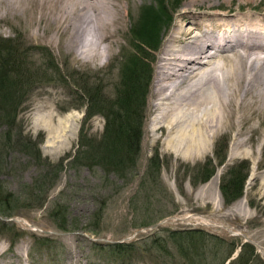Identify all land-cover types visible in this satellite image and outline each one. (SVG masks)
<instances>
[{"label": "rangeland", "instance_id": "1", "mask_svg": "<svg viewBox=\"0 0 264 264\" xmlns=\"http://www.w3.org/2000/svg\"><path fill=\"white\" fill-rule=\"evenodd\" d=\"M117 1L125 12V28L119 43L106 59L73 49L66 36L57 38L48 31L35 34L33 28L23 24L20 13L16 17L10 14L0 16V38H11L19 43L21 49L28 52L32 67L43 65L45 59L30 49L33 46L46 48L64 76L74 74L78 78L83 73L94 75L100 72L102 75L113 65L119 70V62L123 65L130 53L138 51L136 45L142 49L139 55L145 56L143 51L147 50H143L134 33L141 7L149 5L157 11L160 1L165 7H169L170 2L175 4L170 27L164 29L163 25L159 29V48L149 53L152 76L147 89L141 150L137 168L127 179L121 180L114 173L105 174L100 169L90 170L72 164L85 111V107L75 99L72 87L43 81L26 97L16 122L23 139L38 143L41 160L12 150L7 152L3 161L0 183L6 192L15 195L17 203L11 210V216L0 217L13 228L0 234V264H175L173 260L188 264L177 255L168 238L169 233L197 230L226 242L223 249L208 244L209 254L204 257L205 262H209L213 253L227 255L232 249L224 264H240L235 260L238 256L243 257L244 264H264L261 250L264 249V130L261 135H255L249 147L238 152L232 148L234 140L231 135L217 136L210 151L197 155L193 161L176 157L160 145H152L150 124L155 114L153 90L157 65L175 25L188 23L178 22L185 0ZM236 2L232 3L233 9ZM255 4L264 6V0H254L248 7ZM133 22L135 29L131 30ZM13 59L9 62L16 63ZM117 69L112 70L117 76L116 81L120 78ZM103 124L102 117L94 116L85 129L89 135L97 137L102 133ZM222 145L226 148L224 159H218L215 153H219ZM153 157L161 162L159 185L155 190L148 189L150 196L147 197L141 181L148 161ZM219 160H223L220 166L217 164ZM207 161L214 166L213 175L207 182L192 186L182 166H203ZM240 162L247 164L243 193L226 205L219 184L227 171ZM58 163H62V169L55 178H51L53 167ZM36 187H41L46 199L41 207L38 206L39 200L36 202V196L32 195ZM56 206L66 211L65 231L58 229L50 216L51 209ZM101 207L100 215L94 217ZM59 218L64 219L62 215ZM35 238H46L54 243L47 249H37ZM154 240L165 245L169 255L159 249L158 243L155 246ZM134 243L133 251H127L121 258L109 247ZM245 246L253 249V255L245 253Z\"/></svg>", "mask_w": 264, "mask_h": 264}, {"label": "bare ground", "instance_id": "2", "mask_svg": "<svg viewBox=\"0 0 264 264\" xmlns=\"http://www.w3.org/2000/svg\"><path fill=\"white\" fill-rule=\"evenodd\" d=\"M252 2L185 0L178 22L188 23L175 25L157 65L152 145L193 161L210 151L217 136L231 135L232 148L238 152L249 147L256 134L261 135L264 6L248 7ZM119 3L0 0V16L20 13L23 24L35 34L48 31L57 38L66 36L73 49L106 59L125 28V12Z\"/></svg>", "mask_w": 264, "mask_h": 264}, {"label": "trees", "instance_id": "3", "mask_svg": "<svg viewBox=\"0 0 264 264\" xmlns=\"http://www.w3.org/2000/svg\"><path fill=\"white\" fill-rule=\"evenodd\" d=\"M159 9L156 11L152 6L141 7V13L131 25V30L137 35L139 44L146 49L145 56H140L141 47L136 53H130L127 61L122 65L120 62L118 68L110 66L102 75L100 72L94 75L80 74L78 78L73 75L64 76L58 66L53 62V57L48 49L33 46L35 54H41L44 64L38 67H32L27 53L21 49L19 43L15 40L0 38V172L3 168V161L7 152L12 150L20 151L30 158L41 160L40 152L37 148L38 143H32L29 139L21 137L20 126L17 124V117L21 106L33 89L39 82H57L67 84L73 88L75 99H78L84 107V116L79 129L78 145L72 164L77 167H86L90 170L100 169L105 174L114 173L119 179H127L133 175L137 168L138 156L141 150L143 137V123L145 120V111L147 109V89L152 76V69L148 63L149 53L155 52L159 48L160 37L159 29L164 25V29L170 27L175 4L170 2L169 7H165L162 1L157 3ZM135 24V25H134ZM163 29V30H164ZM13 39V38H12ZM22 44V43H21ZM135 49V48H134ZM148 54V57H147ZM16 63H10V59ZM120 66V67H119ZM117 69L120 78L116 81L112 70ZM50 72V75L48 74ZM54 75V78L52 77ZM79 75V74H78ZM94 116L102 117L104 124L100 136H91L88 134L85 126ZM2 132V133H1ZM225 146L219 148V153L215 155L219 159H224ZM223 160L217 164L222 165ZM62 163L53 167L55 178L61 171ZM184 168L185 176L190 178L192 186L205 183L214 173V166L207 161L203 166ZM247 164L240 162L227 171L219 184V191L226 205L231 204L242 196L243 186L246 179ZM161 171V162L156 157L148 161L146 173L141 181V188L148 194L147 190H155L159 185V174ZM32 195L36 196L38 206H43L45 197H43L41 187H36ZM38 192V193H37ZM17 203L15 195L5 191L0 183V217H9L11 210ZM14 204V205H13ZM102 206H104L102 204ZM103 207L95 212L96 217L102 212ZM50 216L53 217L55 225L60 230H67L64 220L66 211L56 206L51 209ZM62 215L64 219L59 218ZM100 215V214H99ZM98 221V219H96ZM13 230L8 224L0 220V234ZM176 248L177 255L188 264H224L230 257L231 250L227 255L211 254L209 262H205L204 257L209 254L208 244L213 247L224 248L226 242L214 235L204 231H185L182 233L170 232L169 237ZM34 242L37 249L49 248L54 243L46 238H35ZM158 243L159 249L166 255H169L165 245L154 240L153 244ZM55 245V244H54ZM200 245V247H196ZM114 254L121 258L127 251H133L134 244H114L109 246ZM247 247V248H245ZM244 250L253 255V249L245 246ZM241 249H243L241 247ZM151 249H149V252ZM221 260V261H220ZM240 264H244L243 257L238 256ZM179 264L177 260H173Z\"/></svg>", "mask_w": 264, "mask_h": 264}, {"label": "water", "instance_id": "4", "mask_svg": "<svg viewBox=\"0 0 264 264\" xmlns=\"http://www.w3.org/2000/svg\"><path fill=\"white\" fill-rule=\"evenodd\" d=\"M158 225H159V224H157V225L153 226L152 228L154 229V228H156Z\"/></svg>", "mask_w": 264, "mask_h": 264}]
</instances>
